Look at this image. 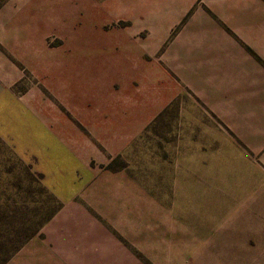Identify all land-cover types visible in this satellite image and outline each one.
Listing matches in <instances>:
<instances>
[{"label": "rangeland", "instance_id": "1", "mask_svg": "<svg viewBox=\"0 0 264 264\" xmlns=\"http://www.w3.org/2000/svg\"><path fill=\"white\" fill-rule=\"evenodd\" d=\"M139 2L0 0V263L264 264V147L142 50Z\"/></svg>", "mask_w": 264, "mask_h": 264}, {"label": "crops", "instance_id": "2", "mask_svg": "<svg viewBox=\"0 0 264 264\" xmlns=\"http://www.w3.org/2000/svg\"><path fill=\"white\" fill-rule=\"evenodd\" d=\"M125 5L129 34L207 103V125L251 151L264 147V0H140L137 11Z\"/></svg>", "mask_w": 264, "mask_h": 264}, {"label": "trees", "instance_id": "3", "mask_svg": "<svg viewBox=\"0 0 264 264\" xmlns=\"http://www.w3.org/2000/svg\"><path fill=\"white\" fill-rule=\"evenodd\" d=\"M50 215H51V214H49V216H50ZM49 216H47V217L45 218L44 221H46V220L49 218ZM44 221H42V222L40 223V225H42V224L44 223ZM36 232H37V230H35V231H33L32 233H30V234L28 235L27 239L30 238L31 236H33ZM16 248L18 249L19 246H17ZM17 249H16V250H17ZM14 251H15V250H14ZM4 261H5V260H3L0 264H2Z\"/></svg>", "mask_w": 264, "mask_h": 264}]
</instances>
